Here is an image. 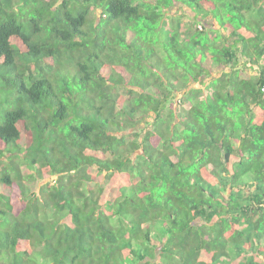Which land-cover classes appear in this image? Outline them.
I'll use <instances>...</instances> for the list:
<instances>
[{"label":"trees","instance_id":"16d2710c","mask_svg":"<svg viewBox=\"0 0 264 264\" xmlns=\"http://www.w3.org/2000/svg\"><path fill=\"white\" fill-rule=\"evenodd\" d=\"M197 1L0 0V264H264V64ZM202 1L264 56V0Z\"/></svg>","mask_w":264,"mask_h":264},{"label":"rangeland","instance_id":"374dc122","mask_svg":"<svg viewBox=\"0 0 264 264\" xmlns=\"http://www.w3.org/2000/svg\"><path fill=\"white\" fill-rule=\"evenodd\" d=\"M197 4L198 6H196V4L192 3L193 7L189 8V7H186V8H183L181 7V4L179 3H175L173 8L171 9L172 13H174L175 15H179L181 13H184L186 16H190L192 17V15L196 18V20L198 22H201L203 23L202 27L203 30L205 29L208 33L207 35L209 36L208 38L210 39L209 41V44L206 46L205 50L206 52L204 53L205 56L208 57V55H211L210 52L208 51V47H211L212 44H215V48L218 46V47H223L225 44H224V40L220 39L219 35L221 34V32L218 31V29H215V31H212V33L210 32V28L208 26L209 25H212L213 24V19L211 17H206L207 13L208 12H204L202 11L203 8H206L212 15L214 18H216V22L219 26L222 25L221 23V20H223V22H225V24L227 23L229 26H230V29H233V28H237L238 26L237 25H240L242 23L239 22V19L238 18H233V20H231V22L228 20V17H227V14L225 13V10L223 8H219L218 10H216L214 13H212L211 9H210V5L207 4L205 1H202V0H198L197 1ZM210 14V15H211ZM211 15V16H212ZM203 18H206V21L203 22ZM246 18H248L250 20V18H255V16L253 17L251 14H247L246 15ZM175 21H179L180 18L178 17H175L174 18ZM165 22V25L166 26H170V20L169 19H165L164 20ZM184 23V22H183ZM196 24V22H194ZM185 24V23H184ZM186 28L188 29V24H185ZM203 26H206V27H203ZM213 27L215 28H218L217 25L215 24ZM167 29V27H166ZM164 30V29H161V31ZM189 30V29H188ZM217 30V31H216ZM165 31V30H164ZM222 33L225 34V37L228 35V31L229 29L228 28H225V27H222ZM191 33V31H190ZM217 33V35H216ZM186 35H188V32L185 31ZM203 38L206 37V34H202ZM222 35V34H221ZM163 36H161L162 38ZM215 37V38H214ZM224 37V36H223ZM232 39H235L234 37H232ZM242 42V45L243 46H239L238 49L240 50V54H241V58H243V52L245 49L247 48H252V43L250 42H247V41H241ZM144 60V59H143ZM247 63L245 65V67H243V62L241 61L242 65L239 67L246 73L249 72V74H251L252 76H256V71H257V67L255 65H251L248 61V59H246ZM166 62V60H165ZM262 61L260 60V63ZM148 63L150 64V62L148 61ZM202 63H210V64H213L212 61L210 59H202ZM160 68V67H159ZM255 70V71H254ZM209 72V76L208 75H203L202 78H204V82L201 83V87L203 89H207L208 87L211 86V80L212 79H215L217 78L218 76H222L224 72H227L224 70L223 67L221 66H214L212 69L208 70ZM245 73H242L243 75H245ZM196 87H198V85H196ZM209 92V91H207ZM206 95V94H205ZM53 178H46L44 179V181L42 182H39V185L41 186L42 183H46L48 182L49 180H52ZM41 183V184H40Z\"/></svg>","mask_w":264,"mask_h":264},{"label":"clouds","instance_id":"9594fccd","mask_svg":"<svg viewBox=\"0 0 264 264\" xmlns=\"http://www.w3.org/2000/svg\"><path fill=\"white\" fill-rule=\"evenodd\" d=\"M175 3H179V2H175ZM174 3V4H175ZM174 4H173V6H174ZM180 4V3H179ZM173 6L169 9V11H168V13H167V19H169V17H171V18H173V20H174V18L175 17H178V16H180V14L179 15H175L174 13H172V11H171V9L173 8ZM181 7H183V8H186L185 6H183V5H181ZM187 9V8H186ZM181 14H184V13H181ZM247 14H251L253 17L256 15L254 12H250V13H247ZM246 14V15H247ZM173 15V16H172ZM185 15V14H184ZM206 17H211L212 19H213V24L212 25H209L208 24V26H209V28H210V32L212 33V31H215V29H218V31L219 32H221V34L219 35L220 36V39H222V40H224V42L226 43V44H228V45H230V48L231 49H233V50H235V54L237 55V58H238V70L241 72V73H245L240 67H239V65L241 66L242 65V63H241V61L243 62V67H245V65H246V63H247V61H246V59H248L249 61V63L251 64V65H255L256 67H257V71H256V76H252L251 74H249V72H247L246 71V73L245 74H247L250 78H254V77H257L258 76V71L261 69V67H262V65L264 64V56H262V57H260L259 59H258V57H257V60L255 59V55H254V52H253V49L252 48H247V49H245L244 50V54H243V58H241V54H240V50L238 49V47L239 46H243L242 45V39L239 37V35H238V33H239V31L238 30H236V31H234L233 29H231L232 31H233V34L231 35V37H229L228 35L225 37V34H223L222 33V26H219L218 24H217V22H216V20H215V18L213 17V16H211V15H206ZM188 19H192L193 20V22H197V29H199V30H202L203 28H201L202 27V25H203V23H201V22H198L197 20H196V18L192 15V17H188V16H186L185 15V17H183L182 19H180V21L182 22L181 24H188ZM206 21V18H203V22H205ZM176 22H178V21H176ZM184 22V23H183ZM184 24V25H185ZM217 25V27L218 28H215V27H213L214 25ZM188 26H189V24H188ZM203 27H206V26H203ZM191 28L192 27H190L189 26V30H191ZM217 31V30H216ZM231 32V31H230ZM207 33L208 32H206V33H204V34H206L207 35ZM216 35H217V33H216ZM182 36L183 37H187V35L186 34H182ZM208 36V35H207ZM224 36V37H223ZM209 37V36H208ZM232 37H234L235 39H232ZM215 45V44H214ZM218 47V46H217ZM229 48V49H230ZM249 54V56L247 57L246 56V54ZM260 60L262 61L261 63H260ZM214 66H220V65H214V64H211L210 65V67H209V69L208 70H210V69H212ZM221 67H223V66H221ZM224 68V70L225 71H227V72H224L223 73V75H225V74H228V73H230V71H229V69H227V68H225V67H223ZM154 69L157 71V70H161L160 71V75H161V78H162V80L165 82V78H164V76H163V69L160 67H157V66H155L154 67ZM208 70H207V72H208ZM255 71V70H254ZM206 75V74H205ZM204 75V76H205ZM222 75V76H223ZM219 77H221V76H218L217 78H219ZM151 79H154L153 78V76L151 77ZM203 79V81L201 82V83H203L204 82V78H202ZM216 79V78H215ZM213 80V79H212ZM212 80H211V82H212ZM201 83H199L198 84V86H200V84ZM211 84V83H210ZM191 85H193L194 87H196V85H197V83H193V84H191ZM197 88V87H196ZM260 91H261V93H263L264 94V81H263V84H262V86H261V89H260ZM183 93L184 92H180L179 90H175L174 92H173V95H172V97H175L174 98V101L175 102H177V101H179V100H181V98L183 97ZM178 106V104L176 103V104H174L173 105V109H175L176 107ZM168 107V106H167ZM180 108H181V105H180ZM154 117H150V116H148L147 118H145L144 119V122H153L154 121ZM145 126V123H140V124H138L137 126H135V127H133V128H128V129H126V130H124V132L121 134V133H119L118 135H133V131H134V129H142V127H144ZM137 140H138V138H136V136H133V138L131 139V141L132 142H137ZM137 154H140L139 153V151L137 152ZM48 178H53L52 180H49L48 182H50V181H53V180H55L56 179V177H47V179ZM46 179V178H45ZM43 181H44V179H43ZM42 182V181H41ZM48 182H46V183H48ZM45 183H42V185H44ZM41 185V186H42Z\"/></svg>","mask_w":264,"mask_h":264}]
</instances>
